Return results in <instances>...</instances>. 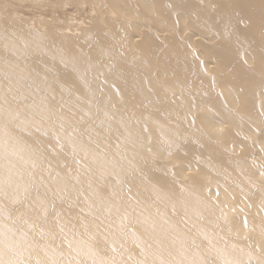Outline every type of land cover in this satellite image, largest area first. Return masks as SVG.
Wrapping results in <instances>:
<instances>
[{"label": "bare ground", "instance_id": "6f19581e", "mask_svg": "<svg viewBox=\"0 0 264 264\" xmlns=\"http://www.w3.org/2000/svg\"><path fill=\"white\" fill-rule=\"evenodd\" d=\"M0 264H264V0H0Z\"/></svg>", "mask_w": 264, "mask_h": 264}]
</instances>
